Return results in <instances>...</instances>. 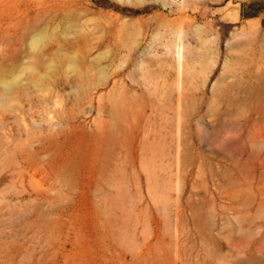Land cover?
<instances>
[{"label":"rangeland","instance_id":"obj_1","mask_svg":"<svg viewBox=\"0 0 264 264\" xmlns=\"http://www.w3.org/2000/svg\"><path fill=\"white\" fill-rule=\"evenodd\" d=\"M141 1L0 0V264H264V207L217 200L226 209L176 215L175 176L154 173L161 166L143 134L132 141L121 131L145 96L133 74L139 56L127 54L135 33L138 53L157 35L160 54V43L182 31L194 59L185 75H196L209 99L225 59L250 73L248 87L264 68V0ZM140 57L151 71L167 67ZM39 93L49 99L30 110ZM255 101L264 105V87L232 92L209 130L212 144L195 129L221 182L235 167L218 144L236 138ZM201 178L196 166L191 182Z\"/></svg>","mask_w":264,"mask_h":264},{"label":"bare ground","instance_id":"obj_2","mask_svg":"<svg viewBox=\"0 0 264 264\" xmlns=\"http://www.w3.org/2000/svg\"><path fill=\"white\" fill-rule=\"evenodd\" d=\"M156 1L164 8H169L173 2L172 0ZM89 20L93 21L91 18ZM164 24L166 22L160 19L159 25ZM104 28L109 31L113 29L112 25ZM135 35L138 36L134 38V42L132 41L133 44L130 45L127 54L128 57L139 56L133 74L138 71L139 81L136 80V83L140 87L144 85L145 96L140 97L137 103L133 123L122 121L121 131L123 136L127 137V131L130 130L132 141L143 134L142 142L148 145L154 162L161 166L159 171L154 173L165 179L170 178V175L175 176V195L177 201L181 200V203L174 206L176 215L185 211L195 212L197 209H205L212 214L217 210L226 209L224 205H218L217 200L230 205L244 206L256 201L259 206L264 207V141L262 140L264 125H260L264 124V105L255 101L249 106L244 120L239 125L236 138L218 144L225 159L231 161L235 167V170L228 175L227 182L224 179L221 182L219 179L217 169L221 165L214 163L216 160L214 157L196 147L195 138L196 129V133L197 130L201 131L203 141L206 140L208 144L216 141V136L209 135V130L221 119L222 107L230 99V94L239 88L251 91L256 85L264 87V68L259 67L255 74L251 75V80L254 81L248 87L245 78L249 77L250 73L242 68H232V63L230 65L228 59H225L222 70L212 85L211 95L207 99L205 91L197 87L199 83L195 79L196 75H185L187 66L190 69L194 68L191 66L194 59H191L192 63L187 61L188 44L185 43L182 31H177L160 43L162 47L160 54L155 50L157 35L151 38L148 46L141 53H138L141 35L140 33ZM42 39L40 34L33 35L28 43L29 50L35 52L38 42ZM95 48L96 46L93 45L87 47L88 51ZM122 48L125 47L122 45ZM145 55L153 56L168 68L159 71L149 70L148 63L140 57ZM195 55L197 62L199 56ZM213 57V53L210 54V63H213ZM125 61L124 59L119 67L122 69L125 67L124 70H127L128 62ZM99 72L103 77H107L104 71ZM128 75L133 80L132 72ZM208 77L209 74L205 76L202 86H205ZM125 82V79H122L120 83L123 91ZM37 88L41 90L40 87ZM34 99L43 103L49 98L43 93L35 94L31 99L30 110L33 108ZM250 122L253 125L252 130H249ZM122 157L126 158V149L122 151ZM196 166L202 172V178L199 182H191ZM169 198L170 196L166 197L165 203ZM162 209L166 212L170 210V205L165 204Z\"/></svg>","mask_w":264,"mask_h":264}]
</instances>
